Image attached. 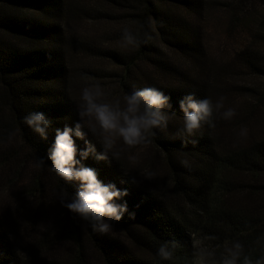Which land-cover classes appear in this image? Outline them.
<instances>
[{
  "label": "trees",
  "instance_id": "16d2710c",
  "mask_svg": "<svg viewBox=\"0 0 264 264\" xmlns=\"http://www.w3.org/2000/svg\"><path fill=\"white\" fill-rule=\"evenodd\" d=\"M216 7L228 16V34L241 28L246 36L242 46L224 44L221 56L212 57L203 47L196 21ZM87 20L134 23V31L151 36L136 49L135 58L147 59L158 75L182 81L174 88L148 86L171 97L175 115L166 129L151 137L154 150L138 168L125 162L123 144L115 149L120 154L108 161L90 156L83 162L95 168L104 183L128 189L124 200L135 218L126 214L114 226L126 231L140 255L111 235L93 232L62 206L61 194L65 189L74 193L76 185L65 184L46 159L54 129L76 121L75 101L69 92L68 49L91 56L107 54L93 42L74 36L73 25ZM158 47L170 48L182 65L161 54ZM108 57L129 71L126 58L111 52ZM260 79L264 80V0H0V172L18 167L14 175L18 177L26 168L19 153L12 155L7 147L10 133L36 161L45 157V164L37 167L16 203L0 208V264H34V259L39 264H190L191 235L195 234L215 253L209 264L213 259L218 262L224 247L234 240L244 245L245 254L253 260L264 255V117L260 111L264 91H259ZM127 82L121 83L122 95L144 88ZM189 92L213 101L223 96L225 106L234 107L237 115L228 121L216 119L215 127L205 124L194 136H186L178 131L180 125L170 123L172 119L183 122L177 101ZM33 111L52 119L46 140L23 123L22 118ZM250 125L258 126V132L250 131L255 135L239 140V129ZM76 143L83 148V141ZM96 151H101L99 145ZM157 162L161 177L154 170ZM129 176L140 183L129 184ZM6 186L0 184V189L6 191ZM44 212H53L57 224H48L40 234L38 224ZM169 240L177 244L174 258L160 261L157 248Z\"/></svg>",
  "mask_w": 264,
  "mask_h": 264
},
{
  "label": "clouds",
  "instance_id": "9594fccd",
  "mask_svg": "<svg viewBox=\"0 0 264 264\" xmlns=\"http://www.w3.org/2000/svg\"><path fill=\"white\" fill-rule=\"evenodd\" d=\"M119 47L125 51L138 49L151 39L150 34L141 35L127 26L120 29ZM182 115V126L178 130L186 136H194L205 124L215 127L216 119L225 121L237 115L234 107L225 106V97L215 101L210 97L197 98L195 92H189L177 101ZM171 97L155 87H144L126 92L122 97L109 98L100 83L86 84L80 93L77 105V120L72 126L65 124L53 131V141L47 151L46 159L51 161V171L62 178L67 185H76L74 193L65 189L60 196L63 207L70 213L87 223L96 233L114 232V225L127 214L129 219L135 218L124 197L127 188H119L115 183H104L98 178L95 168L83 162L90 156L95 160L108 161L120 153L115 151L118 143L129 148L151 143V137L157 130L166 129L172 110ZM23 123L39 136L41 140L48 138L52 119L40 111L29 112L22 118ZM247 128L242 127L240 136L247 135ZM13 134L10 133L11 137ZM91 137V139H90ZM83 141V148H78L76 141ZM95 140V142H93ZM96 145L101 148L96 151ZM128 160L136 162L137 156L129 154ZM183 163L187 164V161ZM45 164V157L37 158L36 166ZM151 177L153 174H147ZM122 183L124 181H121ZM127 182L137 186L140 180L129 176ZM177 244L175 241H163L157 248L156 256L160 261H171L174 258ZM214 251L207 247L200 249L201 264H209ZM212 264H264V255L253 260L245 254L244 245L239 240L227 244L219 261Z\"/></svg>",
  "mask_w": 264,
  "mask_h": 264
},
{
  "label": "rangeland",
  "instance_id": "374dc122",
  "mask_svg": "<svg viewBox=\"0 0 264 264\" xmlns=\"http://www.w3.org/2000/svg\"><path fill=\"white\" fill-rule=\"evenodd\" d=\"M222 9L220 7L214 8V10H207L203 17L196 21L197 26L199 27L200 32L203 36V47L208 51V53L214 57L215 55L221 56L220 48H223L224 44L231 45L232 47H240L245 42V34L241 28H238L234 33L228 34L227 24H228V16L222 13ZM191 23V19H189ZM124 26L129 27L134 31V23L129 20L125 21H112V22H94V21H83L80 24L73 25L74 36L78 38L86 39L88 43H92L101 47L103 51L101 56L100 53L98 56H91L87 52L83 50H73L68 49L69 51V69L71 72L72 83L69 87V92L71 93V98L74 99V114L77 120V105L80 102V93L81 89L86 84L92 83H100L105 91L109 93V98L112 97H122L121 94V83L123 81H128L127 83H131L133 85L148 87L152 84H157L156 86H165V87H180L181 80L178 81L177 78L173 76H163L158 75L155 71V67L151 64L147 59L138 56L135 50L125 51L119 47V39H120V29ZM161 54H167L169 57L175 59V62L178 65L181 64V59L177 57L175 53L172 52L170 48L165 49L163 47H158ZM108 52L116 53L117 55L126 58V62L129 65V71L124 66H120L114 59L108 57ZM135 58V60H134ZM134 60V61H133ZM133 61V62H132ZM185 65L184 68H187V63L182 61ZM129 83V84H130ZM259 84V91H264V80L260 79L257 81ZM261 114L264 117V105L263 109L260 110ZM5 114V111L4 113ZM3 116V115H2ZM183 122L172 119L170 123L172 126H182ZM244 127V126H243ZM258 126L250 125V127H246L248 132L246 136H241L239 140L244 141L247 136H254L258 132ZM242 128V127H241ZM240 128V129H241ZM261 127L259 126V129ZM239 129V131H240ZM238 131V134H239ZM253 131V133H249ZM13 134V133H12ZM122 145V143H118L117 146ZM241 144H239V147ZM7 147L10 148L12 155H19L26 161L25 171L20 174L18 177L14 176L15 171L18 167H13L11 169H7L6 173L0 172V184H7L6 191L2 188L0 189V208H2L5 204H13L16 203L18 199V194L24 187H28L30 184L31 177L36 174L37 166L35 163V157L31 154L29 149L23 144V142L19 141L18 138L14 136V134L7 141ZM125 148L123 151H126L125 162L130 168H138L140 164L144 163L145 159L149 156L154 150L152 143L147 145H138L132 148L123 145ZM129 154H135L137 156L136 162H131L128 160ZM140 170H142L140 168ZM154 170L157 171V177H161L163 175V171L160 169V164H157L154 167ZM11 181H15L11 183ZM8 183L11 185L8 186ZM5 187V186H4ZM41 220L38 224V229L40 234H44L46 226L48 224H57L54 221V213H42ZM113 238H117L132 252L140 255V250L137 248L136 244L132 241L131 237L126 233V231L121 227L114 226V232L108 233ZM192 239V258L190 264H201L200 259V249L202 247H207L205 240L198 235H191ZM210 262V261H209ZM40 261L34 259V264H39ZM93 264H97V262H93Z\"/></svg>",
  "mask_w": 264,
  "mask_h": 264
}]
</instances>
